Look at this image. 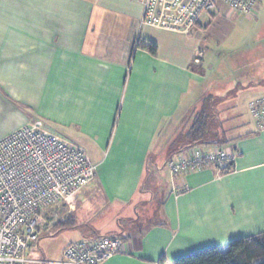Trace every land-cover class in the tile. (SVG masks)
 <instances>
[{
	"label": "crops",
	"instance_id": "0c3cea01",
	"mask_svg": "<svg viewBox=\"0 0 264 264\" xmlns=\"http://www.w3.org/2000/svg\"><path fill=\"white\" fill-rule=\"evenodd\" d=\"M143 11L135 0H0V139L41 121L97 167L73 204H59L74 240L50 257L38 240L27 264H64L68 244L98 235L125 243L101 264H173L264 234V128L250 109L264 97V0L255 15L220 0L187 31L142 27ZM139 37L157 53L135 47ZM209 95L232 119L234 170L167 165L146 179L149 156L168 159L167 136Z\"/></svg>",
	"mask_w": 264,
	"mask_h": 264
},
{
	"label": "built area",
	"instance_id": "2783aa9c",
	"mask_svg": "<svg viewBox=\"0 0 264 264\" xmlns=\"http://www.w3.org/2000/svg\"><path fill=\"white\" fill-rule=\"evenodd\" d=\"M143 5L141 26L187 31L220 0H135ZM233 11L255 15L256 0H223ZM140 37L135 47L147 45ZM252 116L264 128V97L250 103ZM229 149L199 148L168 167L173 174L208 167L219 170L235 162ZM96 165L86 149L35 121L0 139V264H27V252L39 240L41 215L61 203L73 204L95 177ZM121 238L98 235L68 244L64 264H101L124 249Z\"/></svg>",
	"mask_w": 264,
	"mask_h": 264
},
{
	"label": "trees",
	"instance_id": "16d2710c",
	"mask_svg": "<svg viewBox=\"0 0 264 264\" xmlns=\"http://www.w3.org/2000/svg\"><path fill=\"white\" fill-rule=\"evenodd\" d=\"M144 47L153 54L157 53V45L154 43H148ZM223 101L224 97L211 95L201 99L200 107H198L199 109L193 118L192 124L184 131L186 133H182L183 135L178 134L183 120L167 136L162 150L166 152L168 159L159 165L152 155L149 156L146 165V179L152 172L151 168L159 170L167 166L175 155H180L181 153L186 155L189 151L196 148L212 146L229 149L236 153L233 146L229 144L233 140L230 134V129L233 127L226 126L231 118L227 119L222 116L224 113L221 107ZM232 170H234V162L227 163L226 166L222 167L221 172L228 173ZM75 225L72 217L66 215L56 222L55 227L62 230L67 226L73 227ZM173 264H264V234L236 239L229 244V248L226 251H222L217 247L197 250L185 257L176 259Z\"/></svg>",
	"mask_w": 264,
	"mask_h": 264
},
{
	"label": "rangeland",
	"instance_id": "374dc122",
	"mask_svg": "<svg viewBox=\"0 0 264 264\" xmlns=\"http://www.w3.org/2000/svg\"><path fill=\"white\" fill-rule=\"evenodd\" d=\"M226 70L227 69H225V71H224V68H223V69H221L219 71V73H221V75H223L224 72H226ZM191 102L195 103L196 100L193 99ZM191 102H190V100L188 102H186L181 112H185L187 110V106H188V108L190 106H192ZM198 109L199 108H195L191 112H189L190 110L188 109L189 110L188 114L185 115V119H184L182 125L180 126L178 134L183 135L182 133H184V131L190 127V125L192 124L193 118L196 115V112H197ZM60 207H63V205H57V206L48 208L41 215L40 221H39V224H41V226L43 224V226L41 228V231H40V234H39V241L43 240V241L47 242L48 248H49L48 249L49 253L48 254L46 253V255L48 257H50L53 252H56L62 246H64L66 243H68V241L70 239H72L73 236H74V234H72L70 232V230H67V229L66 230L65 229L61 230V228H57V227L51 226V225H53V222H55L56 220H58L61 217V215L59 213L61 212L62 208L59 209ZM72 240H74V239H72ZM41 257L43 258V256H41ZM40 262L41 263L43 262L42 264H46L47 261L46 260L43 261L41 259Z\"/></svg>",
	"mask_w": 264,
	"mask_h": 264
}]
</instances>
